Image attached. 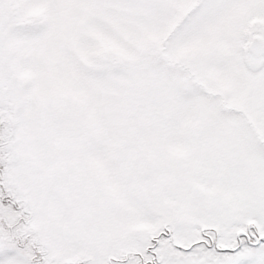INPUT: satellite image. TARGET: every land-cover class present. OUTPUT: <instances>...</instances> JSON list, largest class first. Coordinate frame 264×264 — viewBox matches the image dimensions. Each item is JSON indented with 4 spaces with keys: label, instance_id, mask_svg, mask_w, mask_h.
<instances>
[{
    "label": "snow or ice",
    "instance_id": "1",
    "mask_svg": "<svg viewBox=\"0 0 264 264\" xmlns=\"http://www.w3.org/2000/svg\"><path fill=\"white\" fill-rule=\"evenodd\" d=\"M0 264H264V0H0Z\"/></svg>",
    "mask_w": 264,
    "mask_h": 264
}]
</instances>
